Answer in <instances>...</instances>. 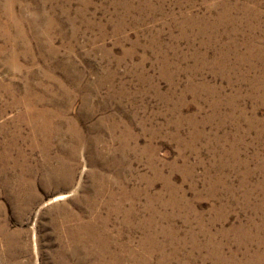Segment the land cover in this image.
<instances>
[{
	"label": "rangeland",
	"instance_id": "1",
	"mask_svg": "<svg viewBox=\"0 0 264 264\" xmlns=\"http://www.w3.org/2000/svg\"><path fill=\"white\" fill-rule=\"evenodd\" d=\"M0 264H264V0H0Z\"/></svg>",
	"mask_w": 264,
	"mask_h": 264
},
{
	"label": "bare ground",
	"instance_id": "2",
	"mask_svg": "<svg viewBox=\"0 0 264 264\" xmlns=\"http://www.w3.org/2000/svg\"><path fill=\"white\" fill-rule=\"evenodd\" d=\"M34 112V111H33ZM49 127V126H48Z\"/></svg>",
	"mask_w": 264,
	"mask_h": 264
}]
</instances>
